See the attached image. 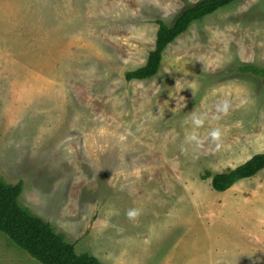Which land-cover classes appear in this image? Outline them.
<instances>
[{
	"label": "rangeland",
	"instance_id": "374dc122",
	"mask_svg": "<svg viewBox=\"0 0 264 264\" xmlns=\"http://www.w3.org/2000/svg\"><path fill=\"white\" fill-rule=\"evenodd\" d=\"M201 0H0V176L103 264H264V0L192 23L144 80L157 20ZM218 131L213 137L212 131ZM136 215L129 217L127 213ZM0 264H43L0 231Z\"/></svg>",
	"mask_w": 264,
	"mask_h": 264
},
{
	"label": "trees",
	"instance_id": "16d2710c",
	"mask_svg": "<svg viewBox=\"0 0 264 264\" xmlns=\"http://www.w3.org/2000/svg\"><path fill=\"white\" fill-rule=\"evenodd\" d=\"M237 0H201L185 7L172 24L157 20L156 43L150 51L146 63L125 73L127 80H144L155 76L160 69L166 47L186 32L193 22L217 10L229 6ZM241 72L251 73L264 83V68L251 64L239 66ZM264 169V152L255 154L243 164L226 172L212 175L209 171L202 178H211L212 187L225 191L237 181L251 178ZM23 183L10 184L0 176V231L7 234L18 246L43 264H103L96 256L78 253L74 243L66 240L64 234L41 216L33 213L19 202Z\"/></svg>",
	"mask_w": 264,
	"mask_h": 264
},
{
	"label": "clouds",
	"instance_id": "9594fccd",
	"mask_svg": "<svg viewBox=\"0 0 264 264\" xmlns=\"http://www.w3.org/2000/svg\"><path fill=\"white\" fill-rule=\"evenodd\" d=\"M211 135H212L213 137H216V136L218 135V131H216V130L212 131ZM127 215H128L129 217H132V216L136 215V213H135L134 211H129V212L127 213Z\"/></svg>",
	"mask_w": 264,
	"mask_h": 264
}]
</instances>
